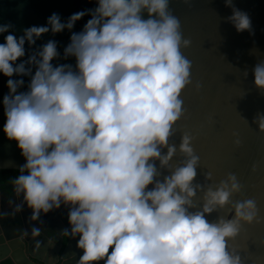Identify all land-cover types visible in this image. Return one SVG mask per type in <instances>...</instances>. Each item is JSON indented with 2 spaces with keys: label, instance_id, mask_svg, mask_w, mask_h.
Here are the masks:
<instances>
[{
  "label": "clouds",
  "instance_id": "clouds-1",
  "mask_svg": "<svg viewBox=\"0 0 264 264\" xmlns=\"http://www.w3.org/2000/svg\"><path fill=\"white\" fill-rule=\"evenodd\" d=\"M172 2L96 0L63 22L53 12L20 36L9 32L11 23L0 24L8 33L0 43V74L8 78L2 131L25 160L10 180L13 198L0 219L27 207L28 220L39 221L66 206L69 227L58 235L79 237L75 264H243L228 241L242 224L260 221L253 199H231L243 187L234 173L215 184L196 182L199 157L188 133L169 143L192 66L181 51L190 40ZM224 5L231 9L225 20L251 33L248 13L233 0ZM85 15L91 18L71 32ZM65 29L71 34L62 54L50 39L17 63L26 41L32 46L42 34ZM70 57L74 64L52 63ZM252 74L264 93V59ZM14 75L30 77L25 91ZM253 123L264 132V112ZM178 151L183 158L172 166ZM211 176L204 173V180ZM226 205L223 215L208 219ZM30 235L39 237L41 227Z\"/></svg>",
  "mask_w": 264,
  "mask_h": 264
},
{
  "label": "water",
  "instance_id": "water-1",
  "mask_svg": "<svg viewBox=\"0 0 264 264\" xmlns=\"http://www.w3.org/2000/svg\"><path fill=\"white\" fill-rule=\"evenodd\" d=\"M233 3L248 13L251 33L237 32L225 20L231 9L225 7L224 0H190V4L173 0L170 5L181 21L183 36L190 40V45L181 51L192 66L190 83L181 92L183 114L169 143L178 145L183 133L192 137L191 145L199 157L196 182L215 184L228 173L237 176L243 187L231 199H253L260 221L242 224L239 234L228 244L240 253L243 264H264V132L253 123L256 113L264 112V93L254 86L252 74L253 66L264 59V0H233ZM95 6L96 0H0V24L11 23L13 28L9 32L20 36L24 28L45 25L53 12L63 22L70 14ZM90 18L82 17L71 32L80 31ZM71 32L65 29L56 34H42L32 46L26 41L25 56L18 58L17 63L50 39L57 41V50L62 54ZM6 34L0 33V43ZM52 63L74 64V58L56 59ZM13 78L25 81L18 89L25 91L30 77ZM7 79L0 74V170H18L25 160L17 142L7 139L2 131L5 122L2 99L8 91ZM237 139L239 144L234 143ZM182 158L178 151L170 164L176 166ZM206 172L212 174L208 181L204 180ZM200 195L198 192L195 198L197 205ZM1 202L0 211L7 210ZM227 207L217 209L208 219L223 215ZM30 211L24 208L13 217L0 219V264H75L82 254L76 247L79 237L58 235L69 227L68 208L61 205L42 214L39 218L42 222H30ZM33 226L41 227L39 237H31ZM36 240L40 241L39 247Z\"/></svg>",
  "mask_w": 264,
  "mask_h": 264
},
{
  "label": "trees",
  "instance_id": "trees-1",
  "mask_svg": "<svg viewBox=\"0 0 264 264\" xmlns=\"http://www.w3.org/2000/svg\"><path fill=\"white\" fill-rule=\"evenodd\" d=\"M18 170H0V185H10L11 178H14L16 175H18ZM111 251V249H110Z\"/></svg>",
  "mask_w": 264,
  "mask_h": 264
},
{
  "label": "flooded vegetation",
  "instance_id": "flooded-vegetation-1",
  "mask_svg": "<svg viewBox=\"0 0 264 264\" xmlns=\"http://www.w3.org/2000/svg\"><path fill=\"white\" fill-rule=\"evenodd\" d=\"M11 193H12V185L11 184L10 185H4V186L0 185V201H2L1 203H3L4 208H7V205H6L7 200L10 198H13V195ZM24 208H27V207H24Z\"/></svg>",
  "mask_w": 264,
  "mask_h": 264
}]
</instances>
